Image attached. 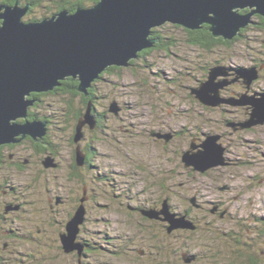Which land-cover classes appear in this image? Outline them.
I'll list each match as a JSON object with an SVG mask.
<instances>
[{
  "label": "rangeland",
  "instance_id": "obj_1",
  "mask_svg": "<svg viewBox=\"0 0 264 264\" xmlns=\"http://www.w3.org/2000/svg\"><path fill=\"white\" fill-rule=\"evenodd\" d=\"M42 1L51 8L50 0ZM32 14L40 16L39 6ZM249 26L241 28L232 44L211 49L188 45L184 32L177 29V43L169 52L153 51L148 65L124 67L97 82L93 109L102 115L103 125L98 129L83 125L78 142L95 149L91 180H76L72 171L77 143L71 144L70 136L73 113L83 107L80 97L47 94L38 106H29L38 116L49 117L43 136L59 143L60 152L37 151L28 135L20 142L3 144L0 214L9 218L0 227L6 231L11 223H19L30 234L11 248L3 246L0 259L8 264H76L77 250L65 252L59 233L64 230L61 223L66 224L76 208L72 204L88 192L76 240L93 241L102 250L86 256L83 264H264V227L254 222L264 218V123L240 129L237 123L248 117L238 109L241 106L226 101L206 106L190 93L206 78L207 64L218 61L233 69L264 59V24ZM261 73L254 80L264 88ZM234 83L220 88V95L237 97L232 91H244L245 84ZM112 102L118 107L116 113L109 110ZM229 122L236 123V128ZM151 131L171 136L166 140ZM207 133L220 135L217 141L229 163L204 172L189 169L180 151L197 142L194 137L201 139ZM47 155L57 162L55 167L43 165ZM9 185L16 186L18 193L4 195L2 188ZM4 198L13 204L23 201L22 207L27 208L16 214L13 209L5 212ZM166 198L170 212L186 215L196 227L168 232L163 228L168 222L133 208L160 209ZM2 235L0 245L6 243ZM33 236L38 237L37 244ZM150 242L161 246L162 252L155 253ZM122 250L126 254L114 258ZM187 253L191 254L188 262L183 258ZM13 254L17 261L9 259ZM4 261L0 264H7Z\"/></svg>",
  "mask_w": 264,
  "mask_h": 264
},
{
  "label": "water",
  "instance_id": "obj_2",
  "mask_svg": "<svg viewBox=\"0 0 264 264\" xmlns=\"http://www.w3.org/2000/svg\"><path fill=\"white\" fill-rule=\"evenodd\" d=\"M27 8L20 0L12 5H0V145L20 142L27 135L41 141L46 133L45 121L27 118V110L34 103L31 93L51 91L60 80L71 77L78 81L77 91L87 96V89L105 68L128 67L139 51L155 45L158 41L153 37L155 27L171 23L194 30L207 24L213 37L232 40L241 28L253 23L254 14L264 17V0H98L89 6L78 5L72 12L61 9L38 20H24ZM230 70L222 64L210 66L206 78L191 87L190 93L206 106L215 107L225 101L249 106L248 117L237 123L240 128L263 124L264 91L253 94L246 91L227 98L220 95V88L239 77L248 86L258 77L256 67L238 69L237 75L229 80L226 77ZM109 110L117 112L115 102ZM92 111L88 102L75 130V161L79 166L85 160L78 144L82 127L96 126ZM235 124L229 122L234 129ZM152 135L167 140L171 134L153 132ZM219 138V134L208 133L200 143L192 141L181 152L184 166L204 172L229 163L224 156L225 148L217 141ZM42 163L45 167L55 166L50 155ZM85 197L80 198L59 234L65 252L82 251L76 238L85 219ZM140 212L153 219L161 214L168 222V232L175 227L194 228L186 215L170 212L166 201L159 210L150 207ZM183 258L186 262L191 260L187 254Z\"/></svg>",
  "mask_w": 264,
  "mask_h": 264
},
{
  "label": "trees",
  "instance_id": "obj_3",
  "mask_svg": "<svg viewBox=\"0 0 264 264\" xmlns=\"http://www.w3.org/2000/svg\"><path fill=\"white\" fill-rule=\"evenodd\" d=\"M14 1L15 0H10L7 3L8 4H13ZM27 1L30 2L31 0H27ZM38 1L41 2L42 0H38ZM97 1L98 0H92L90 2L92 4H95ZM77 5H83L84 6L85 4H84V2L82 0H75L74 3H72L70 6L66 7V9H69V11L72 12V11H74V9H75V7ZM64 8H65L64 6H61V7L57 8L56 10L59 11V9L61 10V9H64ZM245 11L246 10H241V12H245ZM25 17H27V16H25ZM30 17L31 18L28 17L26 20H36V15H32ZM177 29H180V30H182L184 32L185 41L187 42L188 45L196 46V47H199V48H202V49H211V48H213L215 46H218V45H221V44L229 45V44H232L233 40L236 38V36L232 40H223L221 37L215 38V37H213L211 32L208 30V25L207 24H203L198 29L189 30V29H186V28H184V27H182L180 25H175V24H171V23H165V24H163V25H161L159 27H155V28L152 29L153 37H157L158 38V41L155 43V45L153 47H151V48H147V49L139 51L138 54H137V57L130 61V65L128 67L133 68V67L139 66L140 63L141 64L144 63L145 65H148L149 63H148V59L147 58H148V56H150V54L153 53V51H162V52H165V53L169 52L170 49L177 43L178 39L174 35V31H176ZM240 32H241V29L239 31V35H240ZM216 62H217V64H220L218 61H216ZM211 65L212 64H207L205 66V69L208 70V68ZM123 68L124 67H119V66H115V65L108 66L107 68H105L100 73L99 78L93 80L94 82H92L91 86L87 89V93H88L87 96H85L83 93L77 91V85H78V81L77 80H73L71 77H67L64 80H60V84L58 86H56L51 91L39 92V93H36V92L31 93L30 94V98L34 99L33 107L34 106H38V102H41V97L43 95H47V94H50V95H52V94H63V95H66L67 94L70 97L79 96L83 107L78 109V110H76L73 113L74 114L73 117L75 119V122H74V128L72 130V135L70 136V142H71V144H74L73 143L74 135H75V130H76V126H77L79 117L85 112V109H86V107L88 105V102L91 103L92 109L95 108L94 105H95V101H96V97L97 96L95 95L94 92H95V88H96V83L99 82L100 80H102L105 75L106 76H108V75L110 76V75L118 74ZM68 105L70 106V102H69ZM239 109L244 110L242 107L239 108ZM92 112H93V115L96 116L97 119H98L97 120V126H95V128L98 129V128H100L101 124L103 125L102 121H100L102 119V115L101 114H96L94 109H93ZM243 114H244V112H243ZM38 115H39L38 113H35L34 111H32V107L28 108V110H27V118H28V120H34V119L42 120V121H47L50 124L51 120L48 119L49 117L46 118L44 116H38ZM237 119H241V118H237ZM63 120L65 121L66 117H64ZM49 124H46V126H47L46 133L48 132ZM95 128H93V129H95ZM151 132H154V131H151ZM29 141L33 142L31 139H29ZM33 145L36 147L37 151H39V150H44V151L45 150H50V151H53V152H58V153L60 152L59 151V143L58 144L57 143L54 144V142L52 143V141H50V139L47 137V135L43 136L39 143L38 142H33ZM4 147H6V146L5 145H0V162L3 161L4 153H3L2 149ZM81 149L85 153V160H84L83 166H77L76 161H75V148L73 149V154H72V158H73V163H72L73 178H75L76 180H79V181H82V180L84 181L86 179L87 180L88 179L91 180V177H93V171L92 170L94 168V164L92 162V159H93V156H94V153H95V149L90 144L89 145L86 144L85 146H82ZM78 169L81 171L80 174L77 173ZM83 189H84V187L81 188V194H82ZM82 195L77 197V199H76L77 204H76V202H74V204H72V205H74V206L76 205V207H77L79 205V203H80V198L82 197ZM86 196H88V192L86 193ZM89 196L91 197V194H89ZM133 208L135 210L139 211L141 209L148 208V207H145V206H138L137 207V206H135ZM52 212L55 213L54 210ZM71 215H72V213L68 214V216H71ZM254 222H255V224H259L260 223L259 226H263L264 227V218L256 219V220H254ZM0 223H3V222H0ZM62 223H61V225L65 229V224L63 225ZM15 224H18V223H11L6 231H5V228L0 227V232H2V233L4 232V234L6 235V238H5L6 241L10 240V238L12 237L10 235L11 234V229H12V227ZM163 228H166V227L163 226ZM61 232H63V230ZM26 234H30V233H25L22 236L13 235V237L15 238L16 241L13 244L9 242L8 243V247L11 248L12 245H15L16 243H19V241L21 239L28 238V236H26ZM35 235H37V234H35ZM2 238H3V235H2V237H0V241L3 240ZM34 238H35L34 239L35 240L34 244H37L36 240H38V237H34ZM76 242H79L80 245L82 246L81 253L80 254L77 253V255H76V262H77L76 264H78V262H80V264H83V261L86 258V256H88L90 254L93 255L94 254L93 252H95L96 250L97 251L98 250H100V251L102 250L100 247H97V246H96L97 248L94 247L93 244H95V242H93V241L76 240ZM2 248H3V243L0 245V250H2ZM150 248L151 249L153 248L155 253H161L162 250H163L161 246L156 245V244H152V243L150 245ZM261 253L264 254V249L263 248L261 250ZM73 254H74V252H73ZM124 254H126V250L125 251H123V250L122 251H117L114 254V258H116V256L117 257H122V255H124ZM33 255L29 256V257H33ZM187 256H191V254L189 255V253H187ZM254 257H256V256H254ZM11 258H12V260L17 261V259H16L14 254L11 257H9V259H11ZM0 260L4 261L5 259L1 258ZM7 261H4V262L7 263ZM23 264H25V263H23Z\"/></svg>",
  "mask_w": 264,
  "mask_h": 264
},
{
  "label": "flooded vegetation",
  "instance_id": "obj_4",
  "mask_svg": "<svg viewBox=\"0 0 264 264\" xmlns=\"http://www.w3.org/2000/svg\"><path fill=\"white\" fill-rule=\"evenodd\" d=\"M10 0H0V5H12V4H8L7 2H9ZM21 1V5L22 6H24V5H28V8H27V11L25 12V14L23 15V19L24 20H26L28 17L29 18H31L30 16H32L33 14V11H34V8L35 7H38L39 6V10H40V16H37L36 15V20H38V19H40V18H42V17H46V16H50V15H52V14H54V13H56V12H58V10H56L57 8H59V7H61V6H64L65 8V10H68L69 11V9H66V7H68V6H70L72 3H74V1L75 0H50L51 1V8H49V6L47 5V4H43V2L44 1H41V2H39L38 0H31L30 2H28L27 0H20ZM83 2H84V6H89V5H91L92 3L90 2V1H92V0H82ZM15 2V1H14ZM78 6V5H77ZM59 11H60V9H59ZM25 16H27V17H25ZM252 20H253V23L252 24H249L250 26L249 27H256L257 25H262V24H264V17L263 16H261V15H259V14H254L253 16H252ZM0 23H1V20H0ZM256 67V69L258 70V77H257V79L259 78V77H261V75H262V73H261V71H264V59H260V62H259V64L258 63H254V64H252V65H250V66H240V65H238V66H236V68H235V66H234V68L232 69L235 73H233V72H231V74L229 75V77L232 79V78H234V76H236L237 75V72H236V70H238V69H243V68H246V67ZM207 72H208V70H207ZM256 82V80H252V82L247 86L245 83H244V81H243V79H240V77L235 81V83L234 84H239V85H241L242 83L243 84H245V85H242V88L244 87V91H249V92H251V93H249V94H253V93H255V92H263L264 91V88H262V87H260V86H258L257 85V83H255ZM233 84V85H234ZM228 88V87H227ZM226 89V88H225ZM224 89V90H225ZM243 91V92H244ZM225 92H226V90H225ZM239 93H241V92H236V91H232V95L234 94V95H237V94H239ZM225 98H227V97H225ZM221 107V106H220ZM243 109H244V114H246V116H247V114H248V109H250V107L249 106H241ZM218 108V107H217ZM239 109V108H238ZM96 117V116H95ZM97 118V117H96ZM237 120H240V119H237ZM47 122V121H46ZM47 124H49L48 122H47ZM203 138H196V137H194V139L193 140H197V142H195L196 144H198L199 143V141L200 140H202ZM221 139V138H220ZM33 142H38L39 143V141H37V140H33V139H31ZM180 152H182V150L180 151ZM56 162V161H55ZM57 163V162H56ZM189 169H191L190 167H189ZM17 188H16V186H12V185H9L8 186V188L5 190L4 188H2V191H3V194L4 195H9L10 194V196L13 194V193H16L17 192V190H16ZM18 193V192H17ZM56 198V197H55ZM14 200H15V198H14ZM167 200H168V198H167ZM58 201V202H57ZM3 202H4V205H5V212H7L9 209H13L14 211H13V213L14 214H16L17 213V211L18 210H24L23 208H25V207H22V205L21 204H23V201H16V203H10L9 201H7L6 200V198H4L3 199ZM15 202V201H14ZM24 203H26V201H24ZM54 203H56V204H58L59 203V200L56 198V200L54 201ZM198 203V202H197ZM219 204V203H218ZM218 204H216V205H218ZM195 206H197V205H195ZM27 208V207H26ZM30 209V208H29ZM218 210V209H217ZM4 212V213H5ZM177 213H179V212H177ZM5 214H7V213H5ZM73 214V213H72ZM69 217L70 216H68V219H69ZM8 218H9V216L8 215H2V214H0V222H6L7 220H8ZM163 221V220H162ZM196 225V224H195ZM196 226H194V228H195ZM177 228H175V229H173V230H176ZM172 230V231H173ZM64 231V230H63ZM25 233H29L28 232V230H27V227H26V225H25V227H24V225H20L19 223L18 224H15L13 227H12V229H11V238H10V240L11 239H15L14 237H13V235H18V236H22L23 234H25ZM35 237V236H34ZM9 243V240L8 241H6V243L3 245L4 247H6V246H8L7 244ZM3 247V248H4ZM2 260H0V262H1Z\"/></svg>",
  "mask_w": 264,
  "mask_h": 264
},
{
  "label": "bare ground",
  "instance_id": "obj_5",
  "mask_svg": "<svg viewBox=\"0 0 264 264\" xmlns=\"http://www.w3.org/2000/svg\"><path fill=\"white\" fill-rule=\"evenodd\" d=\"M231 65V64H230ZM219 106V105H218ZM238 106H245V105H238ZM46 122V121H45ZM46 124H47V122H46ZM240 129H243V128H240ZM171 136V135H170ZM160 137V136H159ZM168 140V139H167ZM57 165V163L55 162V166ZM54 166V167H55ZM81 166H83V165H81ZM86 198V197H85ZM85 201V200H84ZM163 201H166L167 203H168V200H167V198L166 199H164ZM157 210H159V209H157ZM173 213H175V212H173ZM175 214H181V213H175ZM163 218V216L160 214V216H159V218H155V219H161V220H163V221H165L164 219H162ZM195 226V225H194ZM175 228H183V227H175ZM175 228H173V229H175ZM173 229H171V230H173ZM193 229V228H192Z\"/></svg>",
  "mask_w": 264,
  "mask_h": 264
}]
</instances>
